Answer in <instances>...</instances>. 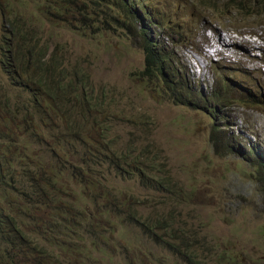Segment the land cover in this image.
<instances>
[{
    "label": "rangeland",
    "instance_id": "rangeland-1",
    "mask_svg": "<svg viewBox=\"0 0 264 264\" xmlns=\"http://www.w3.org/2000/svg\"><path fill=\"white\" fill-rule=\"evenodd\" d=\"M130 1L0 0V49L9 44L4 20L17 21L10 40L33 48L67 87L64 121L34 122L30 150L43 135L62 136L77 148L78 172L34 221L17 193L2 191L3 207L21 219L16 237L0 229V264H264V12L245 18L230 0ZM142 28L178 61L195 106L141 80ZM5 132L1 121L2 158L18 170L16 153L4 157ZM91 133L134 153L129 161L144 159L141 167L113 170L117 160L94 151L107 162L88 158L99 171L94 188L84 181ZM26 138L23 127L15 145ZM106 193L130 210L105 211Z\"/></svg>",
    "mask_w": 264,
    "mask_h": 264
},
{
    "label": "trees",
    "instance_id": "trees-1",
    "mask_svg": "<svg viewBox=\"0 0 264 264\" xmlns=\"http://www.w3.org/2000/svg\"><path fill=\"white\" fill-rule=\"evenodd\" d=\"M123 2L127 5H131L132 3L130 0H123ZM230 3L237 12L243 13L245 18H250L253 15L264 12V0H230ZM3 25L5 28L7 27L6 32H8V37L6 38H8L9 44H6V48L2 47L0 49V123L2 121L6 132L10 133L9 139L7 140L6 138L7 154L4 157L6 158V156L9 157L16 153L21 162L19 163V169L15 170L12 167L13 160H3V151L0 152V185L2 186L0 189V229H8V234L16 237L19 229H17L14 220H17V218L21 219L20 212L13 217L10 216V207L8 205L7 209L3 207L5 199L1 195L2 191L17 193L24 203L23 210L26 218L34 221L38 217H33V215L39 211V207L45 205V203L46 208L49 207V203L58 199L59 195L63 192L60 190V188H63V184L60 181L66 177H74L78 174L71 163L72 148L74 151L77 148L75 146H68V141H64L62 136L49 133L39 138V148L30 150V145H33V142L36 144V137L40 136L35 127L37 120L46 125L49 124L50 117L59 118L60 121H64L66 104L62 102L61 97L63 96V91L67 90V87L62 84V81L53 78L55 76L53 73L50 74L49 70L55 71V67L46 66L47 63L43 62L42 58L35 57L36 51L33 48L25 49L23 46L14 44L10 40V35L15 37V33L17 35L20 30L17 27V21L10 23L5 19ZM140 32V35L143 36V40L146 42L143 47L144 70L141 73V80H145L144 77L152 78L159 84L160 90H158L162 94L167 95V98L175 104L195 106L194 102H197V100L193 99L192 93L194 91L184 83L180 75L178 61L170 58L163 47L147 41L145 29L142 28ZM29 55L35 58H29ZM21 58L26 61L22 63ZM175 65L178 68H175ZM3 77L7 80L4 83L2 82ZM64 125L66 126V130H68L67 133L70 134L71 119L68 124ZM23 127H25L27 138L22 141L21 147H17L15 145L17 141L15 140ZM105 132L106 130L102 131L103 136ZM92 135V133L89 134L88 137H91L85 140V143L91 150L89 151V157L84 156V181L88 182L90 180V185H94V188L99 184V182H96L99 171L92 167L89 159L100 161L101 166L107 164L105 160L94 155V151L97 153L104 151L106 152L105 157H110L112 160L116 159L118 164H116L117 167H114L113 170H121L127 173L128 171L121 168L124 166L132 168L141 167L144 159L141 161L136 159L129 161L132 157L131 154L134 153L112 150ZM45 138L48 139L45 140ZM41 145H44L42 152L44 159L47 158L46 162L42 161L39 156ZM5 162L9 164V168ZM108 169H111V167ZM43 186L45 188H52L45 189ZM55 186H57V189L54 188ZM20 188L23 189L21 193L18 191ZM107 196H109L108 193L104 196L105 203L102 204L105 211L115 210V208L117 211L120 209L125 211L130 210L131 204L125 202V197ZM44 197H48L47 202L42 199ZM39 199L42 200L37 202ZM2 217L7 218L6 222ZM140 226L147 227V222L145 225L141 224ZM22 238L26 237L22 236Z\"/></svg>",
    "mask_w": 264,
    "mask_h": 264
},
{
    "label": "bare ground",
    "instance_id": "bare-ground-1",
    "mask_svg": "<svg viewBox=\"0 0 264 264\" xmlns=\"http://www.w3.org/2000/svg\"><path fill=\"white\" fill-rule=\"evenodd\" d=\"M60 11V10H59ZM219 55V54H218ZM229 60V59H228Z\"/></svg>",
    "mask_w": 264,
    "mask_h": 264
}]
</instances>
